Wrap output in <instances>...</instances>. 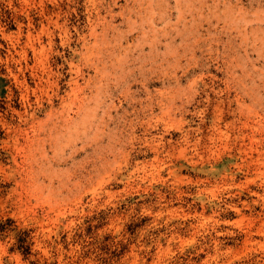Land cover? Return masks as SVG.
Here are the masks:
<instances>
[{"label":"rangeland","instance_id":"1","mask_svg":"<svg viewBox=\"0 0 264 264\" xmlns=\"http://www.w3.org/2000/svg\"><path fill=\"white\" fill-rule=\"evenodd\" d=\"M0 264H264V0H0Z\"/></svg>","mask_w":264,"mask_h":264},{"label":"trees","instance_id":"2","mask_svg":"<svg viewBox=\"0 0 264 264\" xmlns=\"http://www.w3.org/2000/svg\"><path fill=\"white\" fill-rule=\"evenodd\" d=\"M16 242H17V245L20 246V248H23V242L20 237H18Z\"/></svg>","mask_w":264,"mask_h":264}]
</instances>
